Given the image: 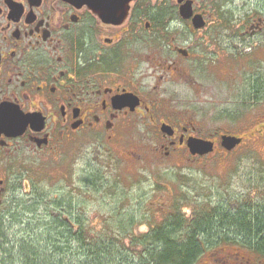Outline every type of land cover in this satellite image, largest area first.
<instances>
[{
    "label": "flooded vegetation",
    "instance_id": "obj_1",
    "mask_svg": "<svg viewBox=\"0 0 264 264\" xmlns=\"http://www.w3.org/2000/svg\"><path fill=\"white\" fill-rule=\"evenodd\" d=\"M184 7L189 19L181 16ZM196 17L200 29L193 26ZM197 32L202 53L224 52L220 39L252 45L264 36V0H131L108 22L76 0H0V120L22 129L14 136L0 131V207L16 170L36 158L65 154L80 133L111 137L146 120L158 130L164 157L188 152L189 138L213 142L215 151V141L199 135L192 122L177 133L171 116L157 111L165 106L157 87L144 85L149 78L183 76L201 88L220 77L223 61L207 62L179 46ZM247 48L245 53H264L263 47ZM144 53L165 55L145 61ZM156 62L145 74L144 64ZM164 125L172 136L161 132Z\"/></svg>",
    "mask_w": 264,
    "mask_h": 264
},
{
    "label": "trees",
    "instance_id": "obj_2",
    "mask_svg": "<svg viewBox=\"0 0 264 264\" xmlns=\"http://www.w3.org/2000/svg\"><path fill=\"white\" fill-rule=\"evenodd\" d=\"M256 97L254 103L259 101ZM242 158L235 161L236 168ZM248 158L254 168L244 181L234 180L233 172L208 185L191 178L171 184L165 197L163 187L155 184L148 191L133 192L143 175L137 171L132 181L121 174L120 159L113 163L109 177L105 169L112 159L96 165L86 161L79 172L80 187L74 190L77 196L67 187L47 191L39 186L32 192L30 223L11 222L27 230L28 240L4 249L7 238L0 220V264H66V259L81 260L79 264H196L207 252L227 247L264 260V156L252 151ZM236 181L242 182V188L232 193ZM85 199L96 207L99 231L88 228ZM158 199L166 204H157ZM187 207L192 208L189 218L182 213ZM140 225L149 231L136 236L134 228Z\"/></svg>",
    "mask_w": 264,
    "mask_h": 264
},
{
    "label": "rangeland",
    "instance_id": "obj_3",
    "mask_svg": "<svg viewBox=\"0 0 264 264\" xmlns=\"http://www.w3.org/2000/svg\"><path fill=\"white\" fill-rule=\"evenodd\" d=\"M202 40V35L197 32L179 46L189 49L194 56L202 55L207 62L212 63L219 59L223 61V70L218 74L220 77H215L213 82L209 80L208 84H203L201 88L196 85L197 80L193 78L194 84L190 85L189 81L188 83L184 81L183 76L180 79L174 76L168 82L149 78L144 80V85L148 88L157 87L159 100L163 99L165 103V106H158L157 111L162 118L165 114L171 116L170 120L176 122L177 133L181 131V126L192 122L197 125L195 128L199 135L215 141V151L205 157L193 158L186 150L181 149L178 152L173 150L170 156L164 157L158 148L161 143L160 137L156 134L158 130L147 125L146 120L126 124L127 128L111 137L101 133H80L77 141L68 150L64 149L65 154L56 155L52 160L46 156L36 158L25 167L16 170L14 178L9 180L8 193L0 207V220L4 221L3 228L7 238L3 245L4 249L11 247L18 240H28L25 233L27 230L13 224L19 220L27 223L32 219L29 209L32 192L39 186L46 187L47 191L67 187V190L73 192L74 197L77 196L74 190L80 187L79 172L84 170L86 161L94 162L93 165H96L107 157L109 160L112 159V164L105 169L106 176L109 177L113 163L115 166L116 159H120L121 174L132 177V181L136 180L134 175L137 171L143 175V178L140 176L141 185H137L139 188L133 189V192L148 191V187L155 184L163 187L164 197L168 195L171 184H184L191 178L202 181L203 185L215 180L222 181L232 172L234 180H238V177L240 178L238 181L246 179L254 168L248 155L252 151H257L261 158L264 156V53H245L244 50L247 47L255 50L258 46L260 50L262 47L264 50V36H258V40L252 45L242 39L229 43L220 39L219 46L225 47L222 53H202L204 48ZM226 45L232 46L234 50L227 51ZM151 55L160 59L165 53H144V60ZM227 57L230 62H224ZM157 65L158 62L153 66L144 64V73L150 74ZM215 81L219 83L216 85ZM255 97L259 99L257 103H254ZM223 135L240 137L243 141L234 150L227 152L220 147V136ZM239 157H243L242 163L240 162L236 168L235 161ZM143 187L145 189H140ZM241 188L242 182L236 181L230 192H239ZM85 203L89 204L88 211L86 210L88 228L94 232L99 231L101 227L96 207L91 199H85ZM158 203L164 206L166 201L158 199ZM191 209L187 207L182 210L186 218L190 217ZM37 214L41 215L42 209H39ZM148 231L146 225L134 228L136 236L146 234ZM124 245L128 248V241H125ZM134 251L139 252V249ZM13 258H18L15 249ZM65 261L66 264L70 262L68 259ZM80 262L81 260H74L70 263ZM196 264H264V260H257L248 251L227 247L207 252Z\"/></svg>",
    "mask_w": 264,
    "mask_h": 264
},
{
    "label": "water",
    "instance_id": "obj_4",
    "mask_svg": "<svg viewBox=\"0 0 264 264\" xmlns=\"http://www.w3.org/2000/svg\"><path fill=\"white\" fill-rule=\"evenodd\" d=\"M76 1H78L83 5H86L94 12H97L100 19L108 22V21H113L114 14L118 10L124 9L125 5L128 4L131 0H76ZM181 16L183 19H189L191 17L190 9L188 7L182 8ZM193 26L195 29L201 28L202 25L199 20V17L193 19ZM130 108L131 110H133V107ZM16 127L18 126L0 120V131L4 132L9 136H14L15 134L19 135L22 132V129L20 131H17ZM161 132L168 136L173 135L171 128L165 125L161 127ZM241 142L242 139L236 136L223 135L220 137V147L227 152L234 150L237 146L241 144ZM186 147L191 156L203 157L208 154H211L214 151L213 142L205 141L202 139H196V138H189L187 140Z\"/></svg>",
    "mask_w": 264,
    "mask_h": 264
}]
</instances>
